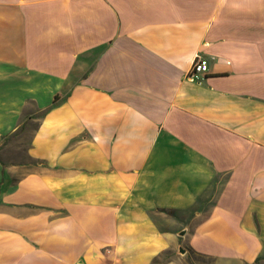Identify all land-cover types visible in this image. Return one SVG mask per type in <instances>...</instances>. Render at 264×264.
Here are the masks:
<instances>
[{
    "label": "crops",
    "instance_id": "1",
    "mask_svg": "<svg viewBox=\"0 0 264 264\" xmlns=\"http://www.w3.org/2000/svg\"><path fill=\"white\" fill-rule=\"evenodd\" d=\"M35 113L0 264H264V0H0V142Z\"/></svg>",
    "mask_w": 264,
    "mask_h": 264
},
{
    "label": "rangeland",
    "instance_id": "2",
    "mask_svg": "<svg viewBox=\"0 0 264 264\" xmlns=\"http://www.w3.org/2000/svg\"><path fill=\"white\" fill-rule=\"evenodd\" d=\"M41 116L42 113H35L30 118H25L14 133L5 136L0 142V165L4 169H16L14 170L16 177L26 174L34 167V163L29 159L26 152ZM15 179L13 176V181ZM199 260L200 258L194 256H185L184 253L172 252L156 264H165L168 261L173 262V264H195ZM205 264L210 263L205 261Z\"/></svg>",
    "mask_w": 264,
    "mask_h": 264
},
{
    "label": "built area",
    "instance_id": "3",
    "mask_svg": "<svg viewBox=\"0 0 264 264\" xmlns=\"http://www.w3.org/2000/svg\"><path fill=\"white\" fill-rule=\"evenodd\" d=\"M208 72V63L201 56H195L188 72L185 75V80L189 82L201 81Z\"/></svg>",
    "mask_w": 264,
    "mask_h": 264
},
{
    "label": "water",
    "instance_id": "4",
    "mask_svg": "<svg viewBox=\"0 0 264 264\" xmlns=\"http://www.w3.org/2000/svg\"><path fill=\"white\" fill-rule=\"evenodd\" d=\"M181 235H183V233H181ZM181 254H183L184 253V251L181 249L180 251H179Z\"/></svg>",
    "mask_w": 264,
    "mask_h": 264
},
{
    "label": "trees",
    "instance_id": "5",
    "mask_svg": "<svg viewBox=\"0 0 264 264\" xmlns=\"http://www.w3.org/2000/svg\"><path fill=\"white\" fill-rule=\"evenodd\" d=\"M42 115H43V113H42ZM30 118V117H29ZM166 255H168V253L166 254ZM156 263V262H155Z\"/></svg>",
    "mask_w": 264,
    "mask_h": 264
}]
</instances>
